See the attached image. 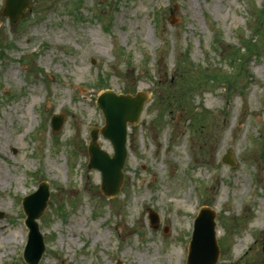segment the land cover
<instances>
[{
    "label": "rangeland",
    "instance_id": "rangeland-1",
    "mask_svg": "<svg viewBox=\"0 0 264 264\" xmlns=\"http://www.w3.org/2000/svg\"><path fill=\"white\" fill-rule=\"evenodd\" d=\"M262 3L29 0L13 23L0 0V264L25 263L22 198L41 181L50 198L39 264H186L202 206L215 212L216 264H264V55L234 94L214 82L254 34ZM253 41L263 45L264 32ZM106 90L147 96L110 198L88 168ZM54 114L64 115L59 131ZM98 143L114 153L101 134Z\"/></svg>",
    "mask_w": 264,
    "mask_h": 264
},
{
    "label": "water",
    "instance_id": "water-1",
    "mask_svg": "<svg viewBox=\"0 0 264 264\" xmlns=\"http://www.w3.org/2000/svg\"><path fill=\"white\" fill-rule=\"evenodd\" d=\"M28 7V0H5L2 14L16 22L25 15ZM146 98L141 92L136 96H131L117 95L113 91H106L98 99V104L103 108L106 117V125L101 129V132L111 139L115 154L111 157L100 148L97 143L99 128L95 127L89 149L91 154L89 167H96L102 171V191L108 196L117 194L120 189L123 179L122 168L127 156V124L128 122H137L140 119ZM62 123V115L53 117L54 129H60ZM224 161L232 165L235 163L230 153L224 158ZM48 198V185L43 183L36 192L24 199V208L28 215L27 223L30 227L25 257L31 264L38 263L45 249L36 218L44 212ZM214 217V214L205 208L197 219L188 264H216L220 251L215 236ZM150 219L152 225L157 227L159 218L153 210H150Z\"/></svg>",
    "mask_w": 264,
    "mask_h": 264
},
{
    "label": "trees",
    "instance_id": "trees-1",
    "mask_svg": "<svg viewBox=\"0 0 264 264\" xmlns=\"http://www.w3.org/2000/svg\"><path fill=\"white\" fill-rule=\"evenodd\" d=\"M259 16H260V18H261V22H260V24H257L256 21H255L254 30H255L256 32L261 33L262 31L264 32V9L261 10V12L259 13ZM253 40H254V37H253L252 39H248V41H247L248 43L246 44V46H244L245 50H247L248 52H249V51H259V50H261L262 43H260L259 41L254 42ZM240 49H242V48H240ZM238 51H240V50H238ZM240 58H243V56L240 57ZM224 76L226 77L227 74L224 75ZM216 78H224V77H219V76L217 75V76L215 77V79H216ZM225 79H227V80H229V81L231 80V78L229 79L228 76H227ZM234 81H235V80H234Z\"/></svg>",
    "mask_w": 264,
    "mask_h": 264
}]
</instances>
